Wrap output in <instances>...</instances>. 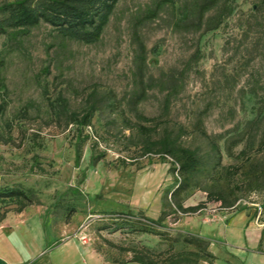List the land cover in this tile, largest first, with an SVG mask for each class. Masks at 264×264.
Instances as JSON below:
<instances>
[{
  "label": "rangeland",
  "instance_id": "374dc122",
  "mask_svg": "<svg viewBox=\"0 0 264 264\" xmlns=\"http://www.w3.org/2000/svg\"><path fill=\"white\" fill-rule=\"evenodd\" d=\"M157 1L158 15L143 21ZM193 1L118 0L92 44L61 42L45 23L16 39L0 35V193H21L0 197V219L45 205L64 239L82 230L91 264H132L141 248L155 256L192 250L187 235L205 239L213 264H264V187L247 192L241 185L229 208L193 188L180 200L198 210L175 211L169 158L142 148L169 132L203 155L209 139L217 143L221 163L238 166L236 182L248 163L264 167V3L225 0L218 27L201 34L192 12L189 24H174ZM140 88L144 96L134 106ZM92 92L98 108L80 125ZM235 135L240 140L228 156L227 139ZM206 161L209 172L213 156ZM159 217L161 226L148 222ZM249 224L263 229L258 239Z\"/></svg>",
  "mask_w": 264,
  "mask_h": 264
},
{
  "label": "trees",
  "instance_id": "16d2710c",
  "mask_svg": "<svg viewBox=\"0 0 264 264\" xmlns=\"http://www.w3.org/2000/svg\"><path fill=\"white\" fill-rule=\"evenodd\" d=\"M223 0L222 8L219 12L206 18L202 23L204 13L217 6L220 0H196L186 9H179V16L174 21L176 26L189 24L190 13L196 15V26L202 28L201 34L218 27L223 14L227 11L226 3ZM264 3V0H261ZM118 0H4L0 2V35H7L12 39L22 36L30 29L45 23L53 28L55 37L61 42L65 40L76 41L84 44L97 42L109 21L114 7ZM163 1H157L153 6L147 7L140 18L143 21L152 20L162 8ZM171 6L173 4L171 3ZM203 25V27H202ZM139 54L136 56L138 71L140 72L145 65L144 46L139 44ZM4 65V59L0 58V88H5L4 78L1 69ZM144 88H140L138 93L134 94L132 104L135 106L144 96ZM97 101L92 92L86 101L84 112L82 113L79 124L89 123L92 113L98 108ZM0 105V111L2 110ZM138 118L144 119L142 115L136 112ZM200 122V121H199ZM198 122V124H199ZM142 132L149 131V128L138 126ZM200 132L206 138L208 135L200 129ZM180 134L172 135L166 132L154 142L145 140L143 151L155 152L163 159L169 158V163L173 166L175 174V187L170 193L169 204H173L175 211L183 213L194 212L198 210L199 205L183 207L181 195L193 188L203 191L208 201H218L223 208L232 207L237 200L236 190L243 189L247 192L259 190L264 187L260 180L264 175V167L260 162H251L241 172L240 182L235 181L238 174V166L223 165L221 163V152L218 144L209 139L210 153L199 154L196 149L185 147L178 142ZM240 140L238 135L229 137L225 147L228 156H232V148ZM154 147V148H153ZM209 155H212L214 162L210 171L206 170ZM80 158L79 149H76V161ZM0 193L2 196L20 195L18 191H9ZM264 207V205H263ZM162 217L156 220H150L149 223L160 225ZM144 231L147 229L144 228ZM183 242L192 245V250H169L165 256H155L150 250L141 248L133 251L129 262L132 264H197L199 261L213 264V255L208 251V244L205 239L196 235H187Z\"/></svg>",
  "mask_w": 264,
  "mask_h": 264
},
{
  "label": "crops",
  "instance_id": "0c3cea01",
  "mask_svg": "<svg viewBox=\"0 0 264 264\" xmlns=\"http://www.w3.org/2000/svg\"><path fill=\"white\" fill-rule=\"evenodd\" d=\"M248 229L255 239L263 230L255 224ZM81 232L64 239L63 228L54 224L47 206H25L0 219V264H91Z\"/></svg>",
  "mask_w": 264,
  "mask_h": 264
},
{
  "label": "built area",
  "instance_id": "2783aa9c",
  "mask_svg": "<svg viewBox=\"0 0 264 264\" xmlns=\"http://www.w3.org/2000/svg\"><path fill=\"white\" fill-rule=\"evenodd\" d=\"M82 239H84V237H82Z\"/></svg>",
  "mask_w": 264,
  "mask_h": 264
}]
</instances>
